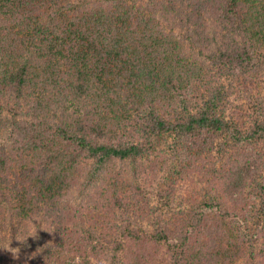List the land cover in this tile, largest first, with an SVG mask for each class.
<instances>
[{
    "label": "trees",
    "instance_id": "16d2710c",
    "mask_svg": "<svg viewBox=\"0 0 264 264\" xmlns=\"http://www.w3.org/2000/svg\"><path fill=\"white\" fill-rule=\"evenodd\" d=\"M263 72L264 0H0V264L128 246L125 264L158 247L165 264L264 263V95L242 88ZM165 145L207 200L174 186L178 207L158 209L142 162ZM92 174L104 185L74 207ZM41 219L39 246L10 249Z\"/></svg>",
    "mask_w": 264,
    "mask_h": 264
},
{
    "label": "rangeland",
    "instance_id": "374dc122",
    "mask_svg": "<svg viewBox=\"0 0 264 264\" xmlns=\"http://www.w3.org/2000/svg\"><path fill=\"white\" fill-rule=\"evenodd\" d=\"M102 4H106V2L104 1ZM69 6H71V8ZM69 6H67L68 14L74 12L76 7H78V5L74 6L73 3ZM200 25L201 24L195 23V25L190 29L194 45L195 43L203 42L202 36L205 33V29L204 26L202 28ZM237 77L238 79L235 80L234 87L239 88L242 83L245 82V79H247L248 76L246 75V73L244 75L238 73ZM261 77L264 78V72L263 74H261ZM248 85L250 86L248 88L242 87L244 89V93L249 95V97L253 100L251 101L249 99L250 104L259 103L257 105L259 107L260 102L262 101L258 98L264 95V83L248 82ZM250 94H252V96H250ZM218 140L219 142L220 140L223 141V138L220 137L218 138ZM260 143L262 147H264V138L261 140ZM142 163H145L147 164V166H149L147 177L149 179V182H152L153 184V192L155 193L153 194L152 199L153 202L159 207L158 209H160V207L163 209H173L175 207H178L177 200L180 199L181 196L176 195L175 198L171 199V194L175 193V191H172L174 186H179L180 188H184V186H187L186 190L181 189L182 192H184V195L187 194V190L192 189V186H196L197 191H208L204 193L203 197H205V200L208 199L207 194H211L213 192L211 190L212 185H209L206 182L200 180V176L197 173L194 174L191 169L186 168L185 161H182L178 154L173 153V151H170L167 145H165V153H163V150H161V152L156 153V155L154 154L147 157V159ZM125 164L121 162L116 163V167H118L119 169L115 170V168H113L111 173H116L121 169L125 170L127 166L121 168ZM174 170L176 172L175 174H172V171ZM89 171L90 170L88 169L86 173ZM111 173H107L106 177L111 176ZM91 176L95 179L92 183H89L86 180H81V182L71 190L70 199L74 207H81L83 204H86L87 202L93 200L96 196V193H98L104 185L105 181H100L103 180L102 178L98 177L95 174H92ZM127 177L129 179H133V175L130 173L127 174ZM169 187L170 192H165V196L160 194L164 190L169 191ZM91 196L93 197L91 198ZM253 196L255 197L257 195L254 193ZM173 201H175L174 205L172 204ZM43 222L44 219H41L38 222L36 221L35 223H31L27 234L18 236L14 234L7 235V237L5 238L6 242L8 241V243L14 244V247L11 246L10 249H15V252H19L20 249L27 250L29 247H32L33 249L39 246L40 237L42 236L41 233H43L41 228L45 229V227H43L42 225ZM140 225H143L139 227H143L144 229L151 228V226H147L148 223H140ZM138 245L139 244L131 245V249L134 248L137 251H139V249H144L143 247H138ZM91 248H89L87 253L82 254V256L73 257L72 261H74L75 264H125V261H127V253L130 249V247L128 246L124 251L116 253L112 250L114 247H109L105 252H103L104 254L99 255V252H96L95 250H93V248L91 250ZM40 250L45 251L46 247H44V249L40 248ZM165 256L168 257L167 249L165 247H158L156 251V259L158 261L157 264H165ZM261 263L262 262L260 261V264Z\"/></svg>",
    "mask_w": 264,
    "mask_h": 264
}]
</instances>
